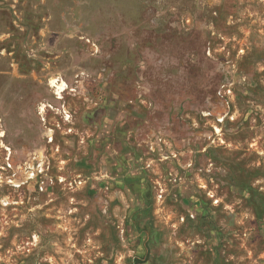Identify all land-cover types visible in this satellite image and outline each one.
Wrapping results in <instances>:
<instances>
[{"label": "rangeland", "instance_id": "obj_1", "mask_svg": "<svg viewBox=\"0 0 264 264\" xmlns=\"http://www.w3.org/2000/svg\"><path fill=\"white\" fill-rule=\"evenodd\" d=\"M0 264H264V0H0Z\"/></svg>", "mask_w": 264, "mask_h": 264}, {"label": "bare ground", "instance_id": "obj_2", "mask_svg": "<svg viewBox=\"0 0 264 264\" xmlns=\"http://www.w3.org/2000/svg\"><path fill=\"white\" fill-rule=\"evenodd\" d=\"M51 87L56 89V94L61 95L66 91L67 84L64 81L54 79L51 81Z\"/></svg>", "mask_w": 264, "mask_h": 264}, {"label": "flooded vegetation", "instance_id": "obj_3", "mask_svg": "<svg viewBox=\"0 0 264 264\" xmlns=\"http://www.w3.org/2000/svg\"><path fill=\"white\" fill-rule=\"evenodd\" d=\"M62 97H59L58 99H61Z\"/></svg>", "mask_w": 264, "mask_h": 264}]
</instances>
